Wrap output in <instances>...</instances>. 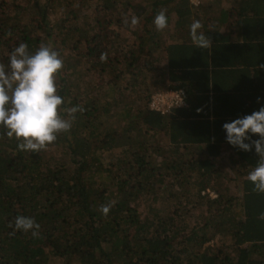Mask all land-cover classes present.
<instances>
[{
	"label": "trees",
	"instance_id": "16d2710c",
	"mask_svg": "<svg viewBox=\"0 0 264 264\" xmlns=\"http://www.w3.org/2000/svg\"><path fill=\"white\" fill-rule=\"evenodd\" d=\"M200 1L75 0L63 11V2L0 0V64L21 42L29 52L50 45L64 61L57 92L72 123L35 153L0 126V264H264V193L247 180L258 157L226 143V121H211L210 48L190 33L221 0ZM245 1L222 17L239 29L260 16L264 29V0ZM161 11L168 23L157 30ZM201 24L209 36L208 21ZM194 80L206 87L196 99ZM165 83L162 91H183L189 106L152 111ZM155 159L165 165L155 169ZM18 215L39 224L38 237L14 230Z\"/></svg>",
	"mask_w": 264,
	"mask_h": 264
},
{
	"label": "clouds",
	"instance_id": "9594fccd",
	"mask_svg": "<svg viewBox=\"0 0 264 264\" xmlns=\"http://www.w3.org/2000/svg\"><path fill=\"white\" fill-rule=\"evenodd\" d=\"M136 23L138 18L133 16L131 24ZM153 23L157 30L165 29L168 23L165 11L159 12ZM201 28V22L193 20L190 25L193 42L198 48H208L211 39ZM63 64L50 45L29 52L24 42L11 51L7 64H0V126L7 130V136L17 139L21 151L38 152L72 127L71 120L61 114L64 101L57 92L56 77ZM257 103H261V98H257ZM76 111L75 107L68 110L70 115ZM222 128L228 145L245 153L254 151L258 157L247 180L254 191L264 193V106L225 122ZM110 206H102L101 211L107 214ZM39 227L32 217L18 215L15 219L14 230L31 233L34 238L39 235Z\"/></svg>",
	"mask_w": 264,
	"mask_h": 264
},
{
	"label": "crops",
	"instance_id": "0c3cea01",
	"mask_svg": "<svg viewBox=\"0 0 264 264\" xmlns=\"http://www.w3.org/2000/svg\"><path fill=\"white\" fill-rule=\"evenodd\" d=\"M214 1L217 2L209 0L210 6ZM244 3L245 0H221L208 15L199 18L200 22L208 21L207 30L212 42L208 61L210 84L208 100L205 101L210 105L212 122L215 118V121L230 122L264 106V29L260 24V16L245 17L249 26L239 29L231 27V23L235 22L233 17L229 15L222 17L224 12L231 10L240 12ZM218 33H225L227 38L223 41L213 39L219 35ZM243 57L246 60L245 65L241 61H244ZM168 86L165 83L157 89L162 91ZM205 89L206 87L202 89L194 80L190 87V95L196 99V96ZM258 97L261 98V103H257Z\"/></svg>",
	"mask_w": 264,
	"mask_h": 264
},
{
	"label": "rangeland",
	"instance_id": "374dc122",
	"mask_svg": "<svg viewBox=\"0 0 264 264\" xmlns=\"http://www.w3.org/2000/svg\"><path fill=\"white\" fill-rule=\"evenodd\" d=\"M45 1H48V0H45ZM49 1H51V7L54 9V7L56 6V5H59L60 3L62 4V2L64 3L63 5H61V8H60V10H63V11H66V8H67V6H68V3H72L73 4V7H74V3H76L75 2V0H49ZM65 1H67V3H65ZM52 5H54V6H52ZM75 5H77V4H75ZM52 8H50L51 9V12L53 11V9ZM71 9H72V7H71ZM87 12L88 13H90L91 11H88L87 10ZM53 13V12H52ZM123 41H124V43L122 42V46H121V48L123 49V48H125L126 46H127V48H129L130 47V44H129V35H126L123 39H122ZM120 41V40H119ZM126 41H128V42H126ZM126 42V43H125ZM119 44V43H118ZM118 64V63H117ZM78 77L76 76V79H77ZM81 78V77H80ZM72 80V79H71ZM73 81H76V80H74L73 79ZM74 83V85H73V87L71 88V90H72V93L74 92H76L78 89H77V86H76V82H73ZM80 92H81V90H80ZM83 95H86L85 94V92L83 93ZM128 100H130L131 102H130V105H132V106H130L131 108H132V110H136V104L134 105V99L133 98H131V96H130V94L128 95ZM123 104H124V102L122 101V102H119L118 103V105L119 106H121V107H123ZM124 108V107H123ZM114 116V113H112V116L111 117H113ZM140 133L141 134H143V132L142 131H140ZM168 155H174V154H176V150H168V153H167ZM50 155H54V153H50ZM49 156V155H48ZM61 158V156L60 157H56V159H60ZM62 160V159H61ZM162 164V166H164L165 165V162H161V160L160 159H158V160H156L155 159V163H154V168L156 169L157 167H159L160 165ZM214 195V194H213ZM214 197H215V195H214ZM141 203V202H140ZM146 205V206H145ZM148 204H146V203H142L140 206H139V211H140V213H141V215L142 216H144L148 211H147V206ZM158 210L160 211V209L158 208ZM203 212H204V210H197V212H196V217L198 218V219H201L202 218V216L200 217V215H202L203 214ZM216 242H214V241H211V242H208L207 244H205V246H204V249H209V248H211V247H213L214 246V244H215ZM217 244H220V242L218 241V243ZM115 261H117V260H115ZM118 262V261H117ZM73 264H82V263H80V262H77V261H73ZM119 264H121V263H119Z\"/></svg>",
	"mask_w": 264,
	"mask_h": 264
},
{
	"label": "built area",
	"instance_id": "2783aa9c",
	"mask_svg": "<svg viewBox=\"0 0 264 264\" xmlns=\"http://www.w3.org/2000/svg\"><path fill=\"white\" fill-rule=\"evenodd\" d=\"M196 6L201 4L200 0H191ZM187 106L186 98L181 90H168L153 95L150 102L152 111L166 114L173 109L183 108Z\"/></svg>",
	"mask_w": 264,
	"mask_h": 264
}]
</instances>
